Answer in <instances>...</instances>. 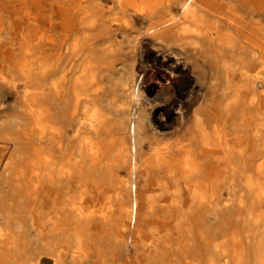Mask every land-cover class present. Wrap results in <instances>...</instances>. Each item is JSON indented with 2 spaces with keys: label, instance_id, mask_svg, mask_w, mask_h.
<instances>
[{
  "label": "bare ground",
  "instance_id": "6f19581e",
  "mask_svg": "<svg viewBox=\"0 0 264 264\" xmlns=\"http://www.w3.org/2000/svg\"><path fill=\"white\" fill-rule=\"evenodd\" d=\"M117 1L0 0V264H264V57L214 91L199 0Z\"/></svg>",
  "mask_w": 264,
  "mask_h": 264
},
{
  "label": "crops",
  "instance_id": "0c3cea01",
  "mask_svg": "<svg viewBox=\"0 0 264 264\" xmlns=\"http://www.w3.org/2000/svg\"><path fill=\"white\" fill-rule=\"evenodd\" d=\"M202 5L204 0H201ZM234 0H205L206 6L200 8L201 26L200 30L219 31L217 39L211 46L220 50L219 55L206 54L205 45L207 42L202 39L200 62L209 61H232L235 63L243 61L252 63L255 57H264V10L261 6L262 0H241V6L238 7L239 18L233 16L230 5ZM198 22L199 19L196 18ZM199 26V25H197ZM199 28V27H198ZM234 37L237 40V50H230L223 45L227 37ZM214 43V44H213ZM243 49H238L239 46ZM263 50V51H262ZM255 51V53H253ZM263 52V53H262ZM249 67L245 68L247 71ZM220 73L218 72L219 76ZM219 79V78H218ZM220 80V79H219ZM220 87V81L218 83Z\"/></svg>",
  "mask_w": 264,
  "mask_h": 264
},
{
  "label": "rangeland",
  "instance_id": "374dc122",
  "mask_svg": "<svg viewBox=\"0 0 264 264\" xmlns=\"http://www.w3.org/2000/svg\"><path fill=\"white\" fill-rule=\"evenodd\" d=\"M203 6V8L207 7L206 6V3H205V0H204V3L202 5V2L201 0H199L196 5H195V8H196V18L199 19V21L197 22L195 20V25L196 27H199L201 26V13H200V8ZM120 8H121V4L120 2H118L117 0H105V11L107 14H112V13H117L120 15ZM174 13L175 14H178L179 13V10L177 8H174ZM183 17V16H182ZM194 24V20L193 18H190V17H183V19L179 22V26L181 27H189L190 25ZM149 25V21L148 20H145L141 17H135L133 18L132 21H130V23L128 24V27H127V32L132 34L133 36L141 33V31L147 26ZM199 25V26H197ZM218 33L219 31H216V30H211L210 31V36L212 38H215L217 39L218 37ZM200 42V46H202V39L199 41ZM166 43V42H164ZM140 49H145V42H143L141 44V48ZM200 52V57L199 59H201V49L199 50ZM105 60V59H104ZM200 64V74L201 75H210L212 76V82H214V85L211 87V89H213L214 91H218L221 90V88L218 87V83H219V79H216L215 77L218 75V72L216 71H207L204 67V64H206L205 62H199ZM118 69V67H117ZM245 71V70H244ZM246 72V71H245ZM121 78V74L119 72H117L116 76H115V79H116V82L117 84H119V80ZM118 80V81H117ZM201 83L199 84V90L201 89ZM0 121L1 122H6V117H4L3 115H0ZM164 124L166 125V127L168 128V131L166 132L167 134L165 135V139L167 141H170L171 140H174L173 138V134H172V130L173 128L177 127V126H180L181 125V122L180 120L178 119V117L176 116V114L171 111L169 114H168V117L167 119L164 121ZM183 126H185V124L183 123L182 124ZM186 125L188 127H190L192 130H193V126L190 122L186 123ZM13 232V231H12ZM18 231L15 230L14 233H17ZM6 233H7V230L4 226V223L2 221V219L0 218V239H4L6 237Z\"/></svg>",
  "mask_w": 264,
  "mask_h": 264
}]
</instances>
